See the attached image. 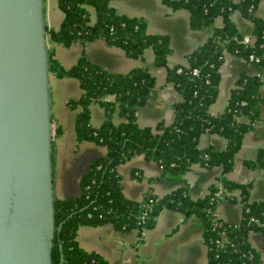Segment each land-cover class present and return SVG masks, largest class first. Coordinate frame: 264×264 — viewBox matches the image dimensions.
Instances as JSON below:
<instances>
[{"label":"trees","instance_id":"1","mask_svg":"<svg viewBox=\"0 0 264 264\" xmlns=\"http://www.w3.org/2000/svg\"><path fill=\"white\" fill-rule=\"evenodd\" d=\"M111 0H59L64 19L59 27L46 25L51 42L72 46L76 41L105 39L110 46L117 45L136 58L153 48L154 62L167 65L172 50L170 37L165 33L149 32L144 16L119 12ZM173 8L184 7L191 12V27L212 26L210 37L190 51L186 63L168 67L166 80L181 92L182 98L173 103L174 120L156 125H140L138 108L155 91V77L148 66H136L125 72H115L94 62L81 53L72 66H66L49 50V65L58 77L72 76L83 89L79 98L67 103L76 112L75 135L78 141H93L106 147L105 153L93 158L79 178L81 193L61 199L56 197L53 209L54 236L51 251L52 264H109L95 251H86L78 245L76 233L81 226L112 224L129 231L151 229L164 208L182 213L184 219L195 217L202 226L207 246L208 264H260L258 253L249 243V233L264 234V202L250 201L251 183H236L225 174L234 165V156L240 149L244 132L252 124L238 120L248 115L252 122L259 117L260 82L264 66V16L257 13L260 0H162ZM90 7L96 18L91 19ZM238 9L253 22L252 41L244 42L231 17ZM224 17L222 25L214 26L217 16ZM242 56L259 67L254 75L243 73L232 90L225 109L211 114L209 106L217 98L221 65L226 53ZM198 68L199 74L194 73ZM115 100L109 101L108 95ZM102 105L105 118L98 126L91 121L90 105ZM123 120L116 123L115 114ZM53 139L62 133V127L53 117ZM217 132L228 139L227 146L199 147L200 134ZM143 154L159 162L163 175L187 172L192 164L212 168L223 167V174L209 187V192L194 198L185 186H179L160 197L149 189L135 200L122 187L118 165L132 156ZM255 160L264 165V148L257 151ZM54 164V151H53ZM55 167V164H54ZM240 189L243 214L238 223L226 222L216 214L220 199L237 200L234 191ZM253 219V221H251ZM255 220V221H254ZM62 223V224H61ZM61 227L58 229V226Z\"/></svg>","mask_w":264,"mask_h":264},{"label":"crops","instance_id":"2","mask_svg":"<svg viewBox=\"0 0 264 264\" xmlns=\"http://www.w3.org/2000/svg\"><path fill=\"white\" fill-rule=\"evenodd\" d=\"M44 0V12L47 23L51 25V16L47 13ZM59 1V0H58ZM57 1V4H58ZM110 4L119 12L144 16L148 20L149 32L165 33L170 37L172 50L167 55V65L154 62L153 48H146L140 56L134 58L121 46L111 45L103 38L76 41L72 46L49 41L54 49L55 57L66 66H72L81 53L103 67L115 72H125L136 66H148L155 77V91L138 108L140 125L154 126L158 122L171 123L174 120L173 103L181 100L179 89L166 80L168 67L177 63H186L187 54L204 43L213 30L212 26L192 28L191 12L186 8H173L162 0H111ZM59 6V5H58ZM61 10V9H60ZM257 13L264 16V0H260ZM63 14V11H61ZM59 14L57 26H61L64 14ZM91 19L96 14L90 7ZM239 31L250 34L253 22L240 10L231 14ZM224 23L223 16H217L214 26ZM259 67L256 63L242 56L226 53L221 65L217 98L209 106L211 114L222 112L230 100L233 88L243 73L254 75ZM56 74L51 75L52 114L62 127V133L55 138L56 152L54 189L55 196L61 199L71 195H79L80 175L86 170L89 162L105 153L106 147L93 141H78L75 135L76 112L68 103V98H79L82 94L78 80L72 76L59 77L67 89L65 100L66 111L58 108V92L55 89ZM259 117L252 122L248 115H240L238 120L251 124L244 132L243 143L234 156L233 167L225 176L238 183L250 182V201L264 202V165L256 162L257 151L264 148V66L260 82ZM114 94L108 95L109 101L115 100ZM91 121L98 126L105 118L103 107L98 102L90 105ZM116 123L123 118L116 113ZM228 139L217 132L204 131L200 134L199 147L227 146ZM125 194L135 200L141 199L149 190L164 197L175 188L185 186L192 197H202L209 192L210 185L224 172L221 165L212 168L195 162L187 172L179 175H163L159 162L147 159L143 154L132 156L117 167ZM240 189L234 191L237 200L220 199L216 205V215L226 222L238 223L243 214L240 201ZM78 245L86 251L98 252L109 264H208L207 246L203 241L202 226L198 220L190 216L184 219L182 213L164 208L156 219L154 227L146 229L144 235L136 229L124 231L112 224L81 226L76 233ZM249 243L258 253L264 264V234L256 231L249 233Z\"/></svg>","mask_w":264,"mask_h":264},{"label":"water","instance_id":"3","mask_svg":"<svg viewBox=\"0 0 264 264\" xmlns=\"http://www.w3.org/2000/svg\"><path fill=\"white\" fill-rule=\"evenodd\" d=\"M47 24L44 0H0V264H52L54 72Z\"/></svg>","mask_w":264,"mask_h":264},{"label":"rangeland","instance_id":"4","mask_svg":"<svg viewBox=\"0 0 264 264\" xmlns=\"http://www.w3.org/2000/svg\"><path fill=\"white\" fill-rule=\"evenodd\" d=\"M58 0H47L46 1V7H47V13L51 16V25L52 27H56L57 26V18L59 16V14H61L62 10H60V7L57 4ZM63 15V14H61ZM62 81L59 77L55 78V89H57L58 92V108L61 111H66V97H67V89L64 87V84H62ZM70 94V93H68ZM70 98H68L67 100H69ZM54 159H56V152L54 154Z\"/></svg>","mask_w":264,"mask_h":264},{"label":"built area","instance_id":"5","mask_svg":"<svg viewBox=\"0 0 264 264\" xmlns=\"http://www.w3.org/2000/svg\"><path fill=\"white\" fill-rule=\"evenodd\" d=\"M243 41L246 42V43L252 41V35L245 34V37H244V40H243ZM250 59H251V60H254V61H257L258 57H257V56H254L253 54H250ZM194 73H195V74H199V70H198V68H195V69H194ZM251 221H253V219H251ZM254 221H255V220H254ZM145 232H146V229H142V230L140 231V234H141V235H144Z\"/></svg>","mask_w":264,"mask_h":264}]
</instances>
